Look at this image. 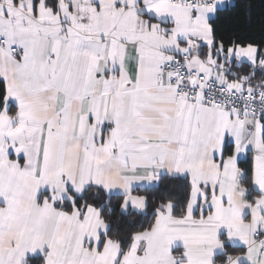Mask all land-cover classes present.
<instances>
[{
  "label": "snow or ice",
  "instance_id": "snow-or-ice-1",
  "mask_svg": "<svg viewBox=\"0 0 264 264\" xmlns=\"http://www.w3.org/2000/svg\"><path fill=\"white\" fill-rule=\"evenodd\" d=\"M254 10L0 0V264H264Z\"/></svg>",
  "mask_w": 264,
  "mask_h": 264
},
{
  "label": "trees",
  "instance_id": "trees-1",
  "mask_svg": "<svg viewBox=\"0 0 264 264\" xmlns=\"http://www.w3.org/2000/svg\"><path fill=\"white\" fill-rule=\"evenodd\" d=\"M251 2L255 6V10L253 12V20L256 21L259 19V14L261 11H264V4L261 3V0H251ZM259 27L258 24L253 25V30L257 29Z\"/></svg>",
  "mask_w": 264,
  "mask_h": 264
}]
</instances>
